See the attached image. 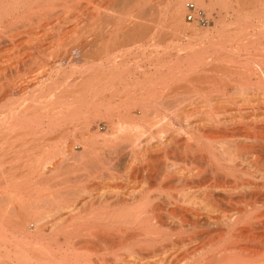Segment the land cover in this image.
Masks as SVG:
<instances>
[{"label":"bare ground","instance_id":"obj_1","mask_svg":"<svg viewBox=\"0 0 264 264\" xmlns=\"http://www.w3.org/2000/svg\"><path fill=\"white\" fill-rule=\"evenodd\" d=\"M130 1L131 0H0V101L1 100L3 101L5 99H8V100L10 99V101H11V98L13 100L12 104L8 105L5 108L6 111H5V115H3L4 117L2 116L3 118H0V152L1 151L4 152V150H5L4 146H8L7 150H9V147L12 148L17 144L16 141H18V143H19V140H21V137L23 139L22 134H25L26 132L19 134V135L17 133L21 132L24 129V127L28 126L29 124H30L29 126H31V125L33 126L34 123H36V125L39 122L41 123V121H39V118H40V120L42 117L46 118L48 120V123H49L48 126L52 128L53 125L55 126L59 122H61V123L66 122L67 118L70 116L72 117L71 119L73 120V118H75V116L79 115V114L76 115V113L79 110L81 111V109L89 106L88 99H90V98H88V97H91L94 100H100V98H104V96L109 95V96H111V98H117L118 97V98H121L122 100H125L126 102H129L130 106L136 105V107H132V108L138 109L139 110L138 112L140 115L137 117L138 112L132 113V111L130 110L128 113L129 118L128 119L125 118V119H127L125 124L122 122V124L118 125V129H117L118 135L115 138V140L117 139L118 141H120L119 143L118 142L116 143L120 147L116 144H114V146H112V148H114L113 152L117 158V159L115 158L114 160H118V162H120L119 158L122 155H123L121 157L122 159L124 156L127 157L128 153L126 155L124 153H126L127 149L129 150V148H131V150H130L131 153H129V155L131 154L130 158L127 159L128 160L127 163L125 162L126 165H125V167L123 166V170L122 169L119 170L117 168V170H116L117 173L115 171L113 173H111L112 172L111 170H110L111 172L109 171L110 173H108V171H104L103 168L98 169L99 168L98 167L97 170L95 171V173H92L91 178L93 179V175H97L96 178L98 176H100V179H101V177L105 178L103 176H107L105 174L108 173V175L109 174L113 175L111 179H112V181H114L113 180L114 177L117 178L119 176V174L123 173L122 176L123 177L125 176L126 177L125 179H129V180L131 179V180H133L132 182H134V180L140 181L142 179V182H143V184H142L143 185V187H142L143 191H142V188H139V189H141V190H139V192L140 191L142 192L140 194H126V195L119 194L116 196H114L112 194L113 196H109V197H104V195L100 196L99 194L94 195V193L92 191L93 189L92 190H91V188L88 189L90 186L86 185L87 187H84V185H83L84 188H81V186H80V188L83 189L82 193L84 195L88 196L87 199L83 202L76 201V202H73L71 204V202L69 200H68V202H66L67 200L64 201V199L61 198L64 194L66 195L67 190H68V193L70 194L69 189H67V187H65V186H63V187H65V189H67V190L65 191L64 188H62L63 190L61 189L62 191H59V192H60V194L61 193H63V194H61L62 196H59L58 192L55 191L56 193L53 194V192L50 189L48 190L46 188L47 185L46 186L43 185L47 189V191H51V193H49V192L46 193L47 192L46 189L43 188L45 190V192L40 194V196L42 195L40 198V196L38 194L44 190H41L42 188L38 189L41 191V192L39 191V193H38L36 186L33 185L34 187H32L31 186L32 184H29L32 188H35V189L30 188L31 193L28 191L29 189L26 191V193L29 192L32 195V197H31V195L29 193H27L29 195V197L34 198L35 197L34 195L37 193H38L37 196H39V197L36 196L39 199H37L35 197V199H33V202H32V200L29 197H27L28 195L23 196L21 194V192H18V190H17V192H18L17 193L16 190H14L15 188L21 190L20 189L21 186H19L20 185L18 183L19 181L17 182L18 183L17 185H15L16 182L13 181V183L15 182L14 185H9L8 191L5 190L7 192V194L3 191L0 192V199L1 198L5 199L6 197H8V196L5 197L4 195H8V192L11 191L9 194V200H8L11 205L9 203L8 204H9L10 208H11V206H12V209L14 208L13 211L16 214L18 213L17 214L18 217L16 219L17 222H15L14 220H11V218H12L10 216V210L11 209L10 208L5 209L4 205H3L4 209H2V205H0V228L3 225L4 226L6 225V227H7V224L8 225L14 224V225L18 226L19 228H22L23 230H25V232L31 231L32 226L34 229H36L40 232L41 229L45 230V227L50 226L51 229L54 231L55 230L58 231V229L63 230L64 231L63 234L65 236H68V237L70 234L74 235L73 232L77 231V233H79V234L76 237L79 239H84L81 242L82 243L85 242L88 250L90 252H92V253L89 252L90 253V254H88L89 256L91 254L96 255L100 252H105L107 254V256H108V254H112L113 257L114 256L117 257L116 260H113V262L115 261V264H149V260L152 259L151 261H153L152 263H154V261H155L154 259L156 257L161 258L163 255L166 256V254H167V257H168V255L170 256L169 259L172 257L171 260L170 261H169V259L165 260L166 259V257H165V259L163 258L165 261L161 260L162 263L158 262L159 264H264V250L263 249H262V251H259V250L253 251L252 249L250 250V248H248V247L246 248L247 245L245 246V248L242 247L243 246L242 243H244V242H246L245 244L249 243V244L253 245V242L257 240L258 244L260 243L259 241H261V243L262 242L264 243V235L263 236L262 235L257 236L259 233L256 234V230H258V229H262L261 231H262V233H264V211L261 210L262 207L264 206V183H263V185L260 184L261 181H264V149H262V148H264V130L261 129L259 131V129L254 128V129H257V131H259V134L258 133L255 134V137H258L257 135H259L258 140H257V138L254 140L255 141L257 140L256 143H257V145H259L260 148L262 147L261 148L262 150L261 149L258 150L259 147L257 149L255 148V149H256V151H263V152H261L262 156L259 155L260 156L259 157L256 154V153L261 154L260 152L254 153L255 149L253 150L252 147H254L253 145L256 143L254 141H253L254 143H250V141H249L250 139L248 138V137H250L249 135L247 137L248 142L250 143V145L251 144H253V145L250 146L248 144L249 145L248 147L252 148L250 151L253 150L252 151L253 153L252 152L248 153L249 152L248 150L250 149L249 148L248 150H246V152L247 151L248 152L247 153L245 152L246 153V155H245L244 152L241 153L242 151H245L244 150L245 145L241 144L239 142L241 140L238 139L239 137L243 138L244 136L242 135L243 137H241L240 134H239V137L235 136V131H234L235 129L234 128L238 127V126H236V125H239L238 121L235 122L236 127L233 125H230L231 123L228 124V122H229L228 120L226 122L223 119H220L219 116H215L213 114L214 111H213V113L211 111H209L205 105L206 104L205 102H204L205 104L203 103L205 106H201L200 109H199L200 106L196 107V108L192 106L194 104V102H193V104L190 103L191 104L190 108L188 107V109L187 108L183 109V107L185 106L186 103H189L190 101H192V99L190 100V97H195L196 94L193 90L194 88L193 89L191 88L193 90V92L190 91V93H188L189 95L188 94H185V95L181 94V93H184V91L181 92L183 89L185 90V92H187V90H189L190 87H192V86L196 87L195 82H197V79H195L193 77L198 75L197 77L199 78L200 77L199 75L201 73L200 74H193V73H196L199 70L198 67H204V66L207 67L208 66V68H209V66H210V68H213L215 65L217 66L218 64H225L226 63L225 65H227L228 63H230V65H231V63H234V64H245L246 68H247V65L251 66V64H253L254 67H259L262 69V71H260L259 73L263 72V73H261L262 75L261 74L260 75L262 77L264 76V71H263L264 70V56L260 57V55H258L261 59L257 60L256 57L254 56L255 50H253L254 53L253 52L250 53L251 50L249 49L250 54L248 52H245V51H247V50H245L244 51L245 55L247 53L249 54L246 56L245 55L243 56L242 52H241V50L243 51V49H245L247 47L249 48L251 45L254 44L253 46L256 45V47H255L256 52H259L261 55L262 54L264 55V0H253V1H255V3L254 2L251 3L252 0H176V3H173L174 6L170 7V10H168V12L170 11V13H168V12L164 13L166 11L165 8H164L165 11L163 12V10L161 8L162 4L159 1L160 5H161V6L159 5L160 11L161 10L162 11L158 12L157 8L154 9V11H152V16H149V17H150V20L153 17L155 18V19L151 20L152 23L154 22L152 24L154 26L153 27L151 26L152 28H150V26H149L150 29H148V31H146V28H144L146 26L148 27V25H146V18L148 15L147 16L145 15L146 18L144 16V14H148V13H144V10H142L143 7L146 5L143 4L144 6L141 8L140 4H142V3H139L138 5H139L140 9H138L137 10L138 12L136 11L137 13H135V14L131 11L133 13L131 16V14H128V13H131V12H129V7L132 6V5H129ZM134 1L135 0L132 1V4ZM137 1L139 2V0H137ZM157 2H158V0H157ZM157 2H156V4H154V7H156L158 5ZM244 2L247 4H249V3L253 4V6H251L249 4V6H251L252 8L247 6V4H245ZM222 3L225 5L228 3H230L232 5L235 4L237 6V8L233 9L234 12L237 14L240 12H243V14H245L244 16L247 17V18L243 17L244 19L248 20V19H252L251 17H253L252 20L255 19V23L254 24L252 23V25H253L252 27H248V29L249 28L254 29V31L252 29L253 33H247L248 30L244 31V32H246V34L240 33V31H239V33H237L238 31H236V33H234V34L232 33L233 34L232 35L231 33L230 34L227 33L228 30L226 32H224V31L222 32L221 30L223 29V27H220V28H222L221 30H220V28L219 29L217 28L216 30L213 29L214 31L217 32L215 35L210 34V32H208L209 31L208 28L211 25H209V23H210L209 22V16L207 14H210V13L212 14V12H210V13L207 12V14H206L205 11H207V10L212 11L214 9V7L217 8V5H221V8L223 9L225 7H224V5H222ZM243 3H244V5L242 6ZM239 5H240V8H242L244 6H247V7H244V10H242L243 9L242 8L241 11L239 12V10H240ZM126 6H129L128 9L125 8ZM136 6H137V2H136L135 7ZM227 6H229V5H227ZM132 7H130V10L135 8V7L134 8H132ZM249 8H251V9L248 11ZM204 9H205V11H204ZM218 9H220V6ZM127 10H128V12H127ZM155 10H157V11H155ZM215 10H217V9H215ZM227 10H228V7H227ZM167 14H169V16L172 18L171 22H172V26L174 27V29L179 30V32H183V33H185V32L188 33L189 31L191 33V31L193 30L192 34L195 35V39H197L199 47L197 49L195 48L196 51L193 54H187L186 55L187 60H185L189 63V69H190V67H192L191 68L192 71H191V69L190 70L188 69L187 73L190 74V75L188 74L189 76H192V74H193L192 79H195V80L187 79V75H186V77L184 76L185 74H182L184 77L181 75L182 78H180L178 76V74L176 75V73H175L176 78L178 80H175V78L173 77L174 80L173 81L170 80V81H172L171 82L172 84H171L167 80L168 78L166 77L167 79L166 78L165 79L168 82L164 81L167 83L165 85V84H163V81L161 80L162 78L161 79L157 78L158 80H156V81L159 82V80H161L162 84L165 85V87L162 85L163 87H161V88H164V89H161V90H163L162 92L165 93L166 97L164 95H163L164 97H160L162 92L160 90L161 94H159V89L157 87L160 86L161 83L159 85H154L155 83H153V85H152L151 81L152 80L155 81V79H153L150 76L144 75L145 73H140V74H142L146 77H150L151 81L150 82L148 81V82L151 85H149V86L147 85L148 87L147 86L144 87V85L142 86L143 80L142 81L139 80L140 81L139 84L141 82H142V84L138 85V83L136 84L135 83L136 81H134V82H132V85H136V86L132 87L130 79H131L132 74H134L136 71L134 72V70L131 69V70H133V73L130 74V72L129 73L127 72V71H129V69H127V68H129V65L131 66L133 63L127 65L128 67H126L125 63H124V65L122 63H120V61L124 60L127 56H125V54H124L123 57H125V58H123L120 55V57H122V58L119 59V57H118L119 53L117 54V52L120 51L119 49H122V48H119L121 46V43H120L121 40L120 39H122L123 37H124V39L126 38L127 40L126 41L124 40L123 43L126 42L125 45L128 44L127 41L129 40L128 37L130 36L129 35L130 32H133V33L130 36L131 39L129 41L132 43L134 42L133 43V44H135L134 46H137L140 50H143L144 52L147 48L150 49V48H152V46L155 47V46L161 45L162 44V37L164 34L163 32L165 31V27L162 26L163 22H165V20L163 22H162V20L164 17H165L164 19H166L165 15H167ZM128 16H130V17H128ZM170 17H169V19H170ZM188 17H191L190 22H192V23H188L186 21L188 19ZM55 19H56V22L54 21ZM68 20L73 21L72 22L73 24L79 22L77 24V26L75 25L76 27H78L81 22L83 23V21H85L84 25L86 28L82 27L81 29L85 30V29H88L87 27L91 26V27H93L92 28L93 30L92 31L90 30L91 32L89 30H87V32H86V30H85V32L80 31L82 33L77 34V36L75 33H73V35L72 34H70V35L71 36L75 35L74 37H72V38L68 37L67 38V34L69 31L66 32V28L68 29V27H67L68 25L66 26V28H65V25H66V23H68L67 22ZM147 20H149V19H147ZM53 21L55 23H53ZM71 21H70V23H71ZM239 21H240V19H239ZM234 22H237V21H234ZM251 22H253V21H251ZM88 23L90 26L88 25ZM228 24H230V23H228ZM245 24H246V22H245ZM190 25H193V26H190ZM221 25L223 26L224 23ZM170 26H171V24H170ZM216 26H217V24H216ZM234 26H235V24H234ZM238 26L240 27V25H238ZM171 28H170V30H172ZM225 28L227 29V26H225ZM225 28H224V30H226ZM243 28L245 29V27H243ZM143 29H145L146 32H144ZM205 29L206 30L208 29V30L206 31ZM241 29L239 28V30H241ZM78 31L75 30V32H78ZM147 32H150L151 34L148 35ZM172 32H173V30H172ZM228 32H231V31H228ZM144 33H147L146 35H148V37L152 35L151 36L152 38L150 37L151 40L143 39V37H145ZM170 35H172V34H170ZM68 36H69V34H68ZM78 36L80 38L82 37L80 40H82L83 37L85 38V36H88V37H86V39H83L85 41V43H84V41L80 42V40H78V38H77ZM125 36H128V37H125ZM132 36H134V38ZM69 38H71L72 40H73V38L77 39L78 42H80L79 45H75L78 43L75 42L74 40H73V42H75V44H73V43L69 44L68 43L69 45H67L66 43L70 42L69 40L67 41V39H69ZM91 38H93L95 40L93 42H96V43H97L96 40H98L99 45L97 47H98V49H100V52H102V53H99L98 52L99 50H93L94 51L93 53L97 52L98 54L102 55V57L99 56L101 59L100 58L97 59V60H101V61H99L100 69H98L99 71L97 70L99 73L97 71L96 72L91 71V70H93L92 68L95 67L93 65L94 64L98 65V64L91 59L94 62V64L91 62L90 65L93 67L90 68L91 66L86 64L87 61H85L86 59H84L85 56L83 57V55H85V53H86L85 51H89V52H90V50L92 51V49L90 48L91 47L90 44L91 43L95 44L92 41L90 42ZM145 38H147V37H145ZM168 39H170V38H168ZM165 41H166V36H165ZM206 42H208V45L205 44ZM123 43H122V46H124ZM71 44H73L77 47L73 46L74 49L68 51V49H70L72 47ZM133 44H132V47H129L130 44L127 45V48L129 47L130 49L129 48L128 49L123 48L126 51L128 50V55H129L131 48H136V47H133ZM172 44H174V42ZM70 45H71V47H70ZM177 45H178V43H177ZM68 46L70 48L66 49V47H68ZM181 46L182 45H180V47ZM185 46H187V45L185 44ZM185 46L184 47L182 46L184 48V51H185ZM97 47H95V48H97ZM154 47L152 49H154ZM160 47H162V46H160ZM165 47H166L165 50L169 49V47L168 48H167V46H165ZM87 48H89V50H87ZM172 49H174V47H172ZM189 49H191V48H189ZM140 50L137 49V51H140ZM163 50H164V47H163ZM261 50H263V52ZM191 51H192V49H191ZM179 54H180V52H179ZM251 55H253V56L251 57ZM140 56H145V55H140ZM154 56H155V54H154ZM179 58H181V57H179ZM126 59H128V58H126ZM147 60H146V62H147ZM148 61H150V60H148ZM126 62H127V60H126ZM157 62H158L157 64H159V61H157ZM82 64H83V66H81ZM193 64H195V65H193ZM234 64H232V66ZM36 65H38V68H37L38 70H36L34 72V71H32L33 69L31 67L36 66ZM162 65H163V63H162ZM168 65L167 64L164 65V66H167L166 71H168V74L165 71L164 72L167 74V76L169 75V78H170V75L175 76L173 73L175 71H172L173 70V69L171 70L172 67L170 68V66L168 67ZM211 66H213V67H211ZM27 67H29V69H27ZM65 67H71V69L66 68L69 71L70 70L71 71L69 73H67ZM252 67H249V68L252 69ZM30 68H31V70H30ZM80 68H82L83 71H80V75H79L78 72H79ZM187 68L188 67H186V69ZM22 69H23V72L21 71ZM34 69H36V68L34 67ZM162 69H163V66L160 70H162ZM202 69H204V68H202ZM202 69H200V72ZM228 69H229V66H228ZM253 69H252V72H253ZM139 70H141V69H139ZM215 70H217V69H215ZM218 70H219V68H218ZM180 71H182V73L185 72V71L183 72V70H181V68H180V70H178L176 72L178 73ZM202 71L204 72V70H202ZM255 71H256V68H255ZM21 72L24 73L23 74L24 76L20 75ZM156 72H157V68H156ZM76 73H78L77 75H79V77L76 75ZM96 73H98V74H96ZM198 73H199V71H198ZM226 73L228 74V72H226ZM235 73H236V71H235ZM245 73H246V70H245ZM155 74H157L158 77L160 75L159 72L155 73ZM204 74H205V72H204ZM163 75L165 76L164 73H163ZM207 75H209L208 72H206V76ZM248 75H250V73ZM206 76H202V77L205 78ZM230 76H231V74H230ZM23 77L25 79H24V81L23 80L22 81H23V84H25V85H20V83H18L19 82L18 79L23 78ZM62 77H64V78L67 77V81L64 80ZM61 78L66 83H63V81H62L60 86L56 85L57 81L60 80ZM68 78H69V80H68ZM50 79L52 80L51 82H49ZM262 79H264V78H262ZM146 80H149V79L147 78ZM184 80H187L186 84H183ZM220 80H218V81H220ZM198 81H199V79H198ZM247 81H249V80H247ZM187 83H189V85ZM215 83H216V81H215ZM33 84H36V85L38 84L37 86L39 88L36 87V89L38 88L36 91L33 88L34 90L33 89L32 90L34 92L32 93V91L30 92V89H31ZM45 84L47 85V87L45 86ZM144 84H146V82H144ZM156 84H158V83H156ZM196 84H198V83H196ZM259 85H260V83H259ZM241 86L243 87V85H241ZM201 87L202 86H200V88ZM211 87H213V86H211ZM185 88H187V89H185ZM239 89L242 90L243 88H238V92L240 91ZM166 90L167 91L171 90L173 92V94L168 92L169 94H171L172 97L175 96V98H176V95L181 94L182 96L188 95L189 97L188 96H186V97H188L189 99H187V98L184 99V97H182L183 99L182 98L181 99L184 100L185 102H183L180 99V100H177V103L175 102V100H176L175 99L173 101L177 105L175 106V103H173L174 105L172 107H170L172 103L171 104H169L170 102L167 103L169 100L171 101V99H169L170 96H167L168 93L166 94ZM201 90H202V88H201ZM201 90L199 92H201ZM204 90H202L203 92H201V93H204V94L206 93V95H207V92H204ZM215 91H213V92H215ZM192 93H194L195 95L191 96ZM196 93L201 94V93H198V91ZM240 93H241V91H240ZM201 95H199V96H201ZM196 96H198V95H196ZM210 96H208L207 101H210V100H208L210 98ZM164 98L168 99V100H164L167 103V104L165 103L166 105L163 103ZM93 99H91V100L93 101ZM193 99H195L193 101H197L196 97ZM106 100L108 101V98H106ZM212 100H213V98H212ZM178 101H181L182 103L181 102L178 103ZM96 102H98V101H96ZM102 102H104V101H102ZM102 102H101V104H102ZM200 102H203V100ZM218 102H219V100H218ZM210 103H211V101H210ZM210 103L207 102V105ZM168 104H169V107H168ZM183 104H184V106H183ZM122 105L124 106L125 103L124 104L122 103ZM113 106H114V104H113ZM123 106H122V108H123ZM185 107H187V106H185ZM109 108H106V109L108 110ZM110 109H112V107ZM116 109H117V107H116ZM212 109H214V108H212ZM216 110H215V112H216ZM133 111H135V110H133ZM199 113L201 115L204 114L203 115L204 118L200 117V118H203V120L202 119L200 120L198 118L197 121H194L192 118H195L194 116H196V115H197V117H199L200 116ZM72 114L75 116H73ZM217 114H218V112H217ZM121 118H122V116H121ZM233 118H235V117H233ZM250 118H252L251 119L252 121H258L254 117H250ZM235 119H237V118H235ZM257 119H260V118H257ZM262 119H264V118H262ZM37 121H39V122H37ZM261 121H263V123H264V120H261ZM70 122H72V121H70ZM181 122H183V124ZM243 122H244V120H243ZM180 123L182 125H180ZM235 123H234V121L232 122V124H235ZM240 123L242 124V122H240ZM253 123L254 122H251L249 124L251 125ZM259 123L263 125L262 122H259ZM39 124H38V126L41 127V124L40 125ZM241 124H240V126L243 127L244 124L243 125H241ZM256 124H255V126H258ZM60 125H62V124L59 123V125H57V126H60ZM250 125H248V126L251 127ZM253 125H252V128L254 127ZM231 126L234 127L233 128L234 130H232ZM248 126H247V128H244V130L248 129ZM27 128H29V127H27ZM30 130H29V132H30ZM32 130H31V132H32ZM88 130H90V129H88ZM240 130H241V128H240ZM251 130L254 131L253 129H251ZM246 131H248V130H246ZM239 132H241V134L243 133V131L238 130V133ZM255 132H256V130H255ZM154 133L155 134L156 133L161 134L162 138H164V139H160V140H164V142H161V144H158V146L157 145L153 146L155 144V142L152 141L153 138L156 137L158 134L155 136H151L149 138V135L150 134L154 135ZM247 133L248 132H246V134H245V132H244V135H247ZM33 134H35V133H33ZM92 134H94V133H92ZM109 135H111V134H109ZM28 136L31 137L30 135H28ZM177 136H186L187 138H185V140L182 141L183 143L182 142L181 143L180 142L175 143V140L180 138V137L178 138ZM196 136L198 138H195ZM24 137H27V136H24ZM108 137H110V136H108ZM236 137H238L237 138L238 141L236 140L235 142H237V143L236 144L233 143L235 145V146H233V144H230V143ZM156 138H161V137H156ZM97 139H99V138H97ZM111 139H113V138H111ZM182 139H179V140H182ZM229 139H231V140L228 141ZM252 139H251V141H252ZM145 140H146V144L143 145L144 144L143 142ZM246 140L247 139L243 138L242 142L243 141L245 142ZM111 142H108V144L109 143L111 144ZM153 142H154V144H153ZM228 142H230V143H228ZM102 143H104V142H102ZM246 143L247 142H245L244 144H246ZM229 144L232 145L233 147L229 146ZM64 145H66V144H64ZM91 145H93V144H91ZM160 146H165L168 149L166 148L167 150L162 152V157H159V155L152 157V155H154L155 153H160L162 151V150H160L161 148L158 149ZM242 146H244V148H242ZM94 147H96V146H94ZM15 148L10 149V151L15 150ZM82 148H83V154L80 155L83 158L81 160H84V161H82V164H83V166L85 164L86 167H91L94 162L96 163V161H94V160H98L99 158L98 157H96L98 159L93 158V161H94L93 162L91 159H89V158H92L95 156V154L93 155V152H92L93 150L87 148L86 146H84ZM120 148H122V149H120ZM239 148L243 149V150L239 151L238 150ZM67 149L68 148L66 147V151L64 150L65 152H62V156H64L63 153H65V155L68 158L70 157L69 159L67 158L68 160H70L71 158H75L76 157L75 149L72 147L69 148L68 150ZM168 150H170V151H168ZM94 152H96V151H94ZM31 153L32 152H30L29 154H31ZM50 153L51 152H48V156L46 153H45V155L47 157H49ZM112 153L110 152V156ZM4 154H6V153H4ZM52 155H53V153H52ZM91 155H92V157H91ZM148 155H150V156H148ZM2 156H4V155H2ZM2 156L0 153V157H2ZM59 156H60V154H59ZM66 156H65V158L63 157V161H61V162H66V161H64L66 159ZM12 157H13V155H12ZM32 158H33V156H32ZM43 158H45V157H43ZM43 158H42V160H43ZM50 158H51V155H50ZM171 158L174 160L172 161ZM24 159H26V158H24ZM51 159H52L51 161H53V158H51ZM55 159L57 160V157ZM162 159H164L165 161H163ZM1 160H2V158H1ZM49 160H45V162L46 161L48 162ZM77 160H79V159H77ZM100 160H102V159L100 158ZM100 160L98 161L99 163H101ZM35 162H36V160H35ZM45 162L43 161V163H41V164L35 163L38 166L31 163L32 165H35V167H34L35 169H33L34 170L33 174H35V176L37 175L38 177L37 176L36 177L38 179L41 178V183H42V177L44 175L45 176H46V174L50 175V174L54 173V171L56 173V170L62 171V169H59V168H61V166L64 164V163L63 164L61 163L62 165H60V164L56 163V164H54L53 168L51 169L48 167V165H53L52 163H54V162H52V163H50V162L45 163ZM111 163L113 166L116 167L115 164H117V163H115V161H114L115 164L113 162H111ZM0 164H1V162H0ZM93 165H95V164H93ZM98 165H100V164H98ZM120 165H121V163H120ZM71 166H70V168H71ZM100 166H102V165H100ZM105 166H106V164H105ZM107 166L109 167V165H107ZM27 167H29V166H27ZM74 167H76V166H74ZM102 167H104V166H102ZM106 167H104V168H106ZM112 167H110V169L114 170ZM0 168H2V166ZM121 168H122V165H121ZM24 169H26V168H24ZM78 169H80V168H78ZM92 169L94 170L95 168L93 167ZM92 169H90V170H92ZM88 170L89 169L87 168V172H88ZM61 171L60 172L58 171V173L60 174ZM84 171H86V170H84ZM4 172H5V170H4ZM11 172H13V171H11ZM28 172H30V171H28ZM69 172H71V171L69 170ZM75 172H77V171H75ZM5 175L6 174H4V176ZM49 175L47 177H49ZM88 175L90 176V173ZM88 175H86V177H88ZM122 176H119V178H122ZM5 177L7 178L8 176H5ZM139 177H141L140 180H139ZM85 178L83 179V181L85 180ZM107 178H108V176H107ZM13 179H15V178H13ZM66 179H67V177H66ZM92 179H91V181H92ZM125 179L123 178V180L125 181L124 183L127 182ZM86 180L85 181L88 182L87 178H86ZM53 181H54V179H53ZM68 181L70 183L71 180H68ZM138 181H137V183H138ZM257 181H259L260 185L257 183ZM29 182H30V180H29ZM100 182H101V180H100ZM142 182H139V183H142ZM25 183H28V181L27 182L25 181ZM129 183H131V181ZM33 184H35V183H33ZM50 184H48V186ZM26 185L29 187L28 184H26ZM103 185H105V184H103ZM139 185L140 184H138L137 186L139 187ZM16 186L17 187L19 186V188H17ZM72 186H74V184ZM77 186H75V188ZM23 187L26 188V186H23ZM38 187H42V186L39 185ZM57 187H59V186H57ZM78 187H77V190H78ZM1 188H3V187H1ZM51 189H53V188H51ZM59 189L60 188H58L57 191ZM24 190H26V189H24ZM32 190H34V191L36 190L37 193H36V191H35V193H33L34 191H32ZM70 190H71V188H70ZM132 190H134V189H132ZM63 191H65V193ZM68 193H67V195H68ZM79 193H80V190H79ZM106 194H105V196H106ZM65 195H64V197H66ZM58 196H59V198L62 199L63 202L62 201L60 202V200H58ZM73 197H76L75 193H74ZM77 197H78V195H77ZM77 197H76V199H77ZM10 198H12V199H10ZM71 198H72V196H71ZM34 200L35 201L38 200V202H40V204H42V206L44 203L45 204L44 206H46L47 208L43 206L44 207V209H43L42 206H39L40 210H36V208L39 204L36 201V203H37L36 204L37 206H36L34 204L35 203ZM80 200H81V198H80ZM33 204H34L33 208L36 207L34 209L35 211H33L32 207H31ZM16 207L19 209H17ZM28 207L29 208L31 207V208L29 209ZM27 208L31 212V216H30L31 218L28 217L30 213L28 214ZM24 211L28 215L25 214ZM21 212L24 214H21ZM22 215H24V216L26 215L27 218H29L30 220L28 219V221H27L26 220L27 218L26 219L23 218V220L25 219L27 221L23 224L22 223L23 220L21 218ZM168 222H171L173 224V226L170 225ZM28 223H32L33 225L30 224L28 227ZM22 229H20V230H22ZM116 229H117V232L114 233V231ZM112 230H114V231H112ZM0 232H1V230H0ZM2 232H4V231H2ZM111 232H113V233H111ZM17 233H20V231ZM77 233H76V235H77ZM2 236H4V235L2 234ZM11 236H13V235H11ZM205 236L207 238H205ZM26 237H28V236H26ZM201 237H203L205 239V240L202 239L205 245L201 242H198V241H202V240H198L199 238L201 239ZM206 239L211 240V241H209L211 246L210 245L208 246V248L210 247V250L208 249L209 251L207 253H205V251H207V249H206L207 247L205 248L206 250L204 249V247L206 246V243H207ZM258 239H260V240H258ZM173 241H175L176 243H178L177 241H179V243L182 245V247L179 246L180 251L183 250L182 252H178L179 250L177 251L174 249L175 251L178 252L177 254H175L176 253L175 251H174L175 253L172 252V249L170 248L171 249L170 254L174 253L175 255H178V257H176L175 255L171 256L169 254L170 249L166 250V247H167L166 245H169V243L171 244ZM205 241H206V243H205ZM199 243L203 244L202 245L203 248L201 250L198 248V246H193V244H199ZM240 243H241V245H240ZM261 243H260V245H261ZM37 244L39 245L40 243H37ZM258 244H256V245H258ZM34 245H36V244H34ZM68 245H70V244L68 243ZM126 245H130V246L132 245V247L128 246L129 248L127 247V250L128 249L129 250L128 251L124 250V249H126V248H124ZM27 246L29 248V245H27ZM189 246L191 248L192 247H195V248L197 247V248L195 250L192 249V252H189L188 251V249H190ZM248 246H251V245H248ZM75 247H76V245H75ZM168 247L173 248V247H178V246H168ZM84 249H82L83 253H84ZM121 249H123V250H121ZM46 250H47V248H46ZM48 250H47V252H49ZM85 250L87 251V249H85ZM123 251H127V252H123ZM47 252H45V253H47ZM183 252H185V254H184L185 256L179 257V253L181 254ZM67 253H69V252H67ZM48 254L49 253L45 254V256L47 257ZM78 255L79 254H77V256ZM101 255H104V254L102 253ZM112 255H110V256H112ZM181 255H183V254H181ZM173 256H175V257H173ZM46 257H45V259L41 260L42 261L41 264L49 263V261H48L49 257L48 258H46ZM102 259H103V257H102ZM36 262H37V260H36ZM61 262H63V261H61ZM88 262H89V264H94V262H92L91 260ZM88 262H86V263H88ZM38 263H39V260H38ZM103 264H105V262ZM155 264H156V262H155Z\"/></svg>","mask_w":264,"mask_h":264},{"label":"rangeland","instance_id":"obj_2","mask_svg":"<svg viewBox=\"0 0 264 264\" xmlns=\"http://www.w3.org/2000/svg\"><path fill=\"white\" fill-rule=\"evenodd\" d=\"M132 1L133 0H131L130 1V3H129V5H132V6H130V7H132V8H134L135 7V5H136V2H137V6L134 8V9H131L130 10V7L129 6H126L125 8L126 9H128V7H129V12H133L134 14L135 13H137L138 11V9H140L139 8V3H142V4H140L141 5V8L144 6V5H146V6H144L143 7V9L142 10H144V13H148V14H144V16L146 15H148L147 16V18H146V16H145V18H146V25H148V27L146 26V27H144V28H146V31H148V29H150V28H152L154 25H152L153 23H152V19H155L154 17L153 18H151V20H150V17L149 16H152V11H154V9H156L157 8V10H158V12L160 11V2H161V4H162V6H161V8H162V10H163V12L164 13H167L168 12V10H170V7H173L174 5H173V3H176V0H158V2H157V0H139V2L137 1V0H135L134 2H133V4H132ZM160 1V2H159ZM156 2L158 3V5L156 6V7H154V4H156ZM164 2V3H163ZM167 4H166V3ZM169 2V3H168ZM255 3V1H253L252 0V2L251 3ZM225 3V2H224ZM245 3V2H244ZM244 3L242 4V6L244 5ZM249 3V2H248ZM251 3H249L251 6H253V4H251ZM144 4V5H143ZM245 4H247V3H245ZM249 4H247V6H249ZM151 5V6H150ZM160 5V6H159ZM222 5H224V7L225 8H221V5H217V8L216 7H214V9L211 11V10H207V11H205V9H204V11H205V13L207 14V12L208 13H210V12H212V14L210 13V14H207L208 16H209V25H211L208 29H209V31L208 32H210V34H213V35H215L217 32L216 31H214V30H216L217 28L219 29L220 27H223V29L222 28H220V30L223 32H226L227 30L228 31H231V32H228L227 31V33H236V31H238L237 33H239V31H240V33H245L246 34V32H244V31H247V33H253V31H254V29H253V31H252V29L251 28H249L248 29V27H252L253 25H252V23L254 24L255 23V19L254 20H252L253 19V17H251L252 19H244V18H247L246 16H244L245 14H243V12H240L241 11V9L242 10H244V7H247V6H244V7H242V8H240V5H239V8H240V10H239V12L240 13H235L234 12V10L233 9H235V8H237V6L234 4V5H232V4H230V3H228V4H223L222 3ZM227 5H229V6H227ZM231 5V6H230ZM148 6V7H147ZM216 6V5H215ZM219 6H220V9H218L219 8ZM233 6V7H232ZM251 6H249V7H251ZM154 7V8H153ZM227 7H228V10H227ZM231 7V8H230ZM153 8V9H152ZM159 8V9H158ZM164 8H165V10H164ZM252 8V7H251ZM251 8H249L248 9V11L251 9ZM208 9V8H207ZM215 9H217V10H215ZM230 9V10H229ZM157 10H155V11H157ZM161 10V11H162ZM216 12H215V11ZM246 10V9H245ZM137 11V12H136ZM160 11V12H161ZM127 12H128V10H127ZM128 13V14H131V16H132V14L133 13ZM221 12V13H220ZM227 12V13H226ZM150 13V14H149ZM168 13H170V11L168 12ZM218 14V15H217ZM127 16V15H126ZM166 16V19H164L163 17V20H162V22L165 20V22H163V27H165V31L163 32L164 34H163V37H162V44L161 45H159V46H152V48L154 47V49H152V48H147L146 50H145V52L143 51V50H140L137 46H134L135 44H133L132 42H130L129 40L131 39L130 38V36L132 35V33L133 32H130V36L128 37V36H125V37H128L129 38V42L127 41V43L128 44H130L129 45V47H132V44H133V47H136V48H131V50H130V52H129V55H128V50L126 51V50H124L123 48H127V45H125L126 44V42L125 43H123V41L125 40H127L126 38L124 39V37L122 38V39H120L121 41H120V43H121V46L119 47V48H122V49H119L120 51H118L117 52V54H118V57H119V59L120 58H122L123 57V55L125 54V56H127L126 58H128V59H126L125 57H123V58H125L124 60H122V61H120V63H122L123 65H124V63H125V65H126V67H128L127 65H129V64H132L131 66L129 65V68H127V69H129V71H127L128 73L130 72V74H132L133 73V70H134V74H132V76H131V79H130V82H131V85H132V82H134V81H136L135 83L137 84L138 83V85H140V84H142V82L139 84V82L140 81H142L143 80V84H142V86L144 85V87L145 86H149V85H151L149 82L151 81L150 79V77H152L153 79H155V81L154 80H152L151 81V83H152V85H153V83H155L154 85H159L160 83V86H158L157 88L159 89V94H161V92L163 91V90H161V89H164V88H161V87H165V85L167 84L166 82H172L173 80H174V78H175V80H178L177 78H176V75L178 74V76L180 77V78H182L181 77V75L182 74H185L184 76L186 77V75H187V79H190V80H195V79H197V82H195V86L196 87H194V86H192V87H190L189 88V90H187V92H185V90L183 89L181 92H183L184 91V93H181V94H188V93H190V91L191 92H193V90H194V92H195V94L196 95H201V96H196L194 93H192L191 94V96L192 95H195V97H196V100L197 101H193V100H195V99H193V98H195V97H190V100L192 99V101H190L189 103H186L185 104V106H187V107H185L184 106V104H183V109L184 108H187L188 109V107L190 108L191 106V104L190 103H192L193 104V102H194V104L196 105H192L193 107H199V109L201 108V106H205L206 105V107L208 108V110L209 111H211L212 113H213V111H214V115L215 116H219V118L220 119H223L224 121H226L227 122V120L229 121L228 122V124H230V125H233V126H235L236 125V121H238V123H239V125H236V126H238L237 128H234V127H232L231 126V128H232V130H234L235 131V136H238L239 137V134L241 135V137H243V138H245V139H247L245 142H247L246 144H244L245 142L243 141L242 142V139L243 138H238V137H236L234 140H232V142L230 143V142H228V143H230V144H233V143H237V142H235L236 140H237V138L239 139V140H241V141H239L241 144H243V145H245V148H244V146H242V148H244V150L245 151H242L243 149H238L239 151H242L241 153H245L246 152V150H248L249 148V152L248 153H250V152H252L255 148L257 149L258 147H259V145H257V143H256V141L258 140V138H259V135H257L258 137H255V134H259V131L261 130V129H263L264 130V123H263V121H261V120H264V119H262V118H264L263 116H264V79H262V78H264V76L262 77L261 75V73H263V72H261V73H259L260 71H262V69L261 68H259V67H254L253 66V64H251V66L250 65H247V68H246V65L245 64H234V63H231V65H230V63H228L227 65L229 66V69H228V66L227 65H225V64H218L217 66L215 65L214 67L213 66H211V67H213V68H210V66H209V68H208V66L206 67V66H204V67H198L199 68V73H198V71L196 72V73H193V74H200L199 76V78L197 77L198 75H194L195 77H193V78H195V79H192V76H193V74H192V76H189L190 74L189 73H187L188 71V69H189V63L187 62V61H185V60H187L186 59V55L187 54H193L195 51H196V49L199 47V45H198V41H197V39H195V35L194 34H192V31H191V33H190V31L188 32V33H183V32H179V30H176V29H174V27L172 26V22H171V17L169 16V14H167V15H165ZM128 17H130V16H128ZM169 17H170V19H169ZM234 17V18H233ZM244 17V18H243ZM238 18V19H237ZM147 19H149V20H147ZM190 19H191V17H188V19L186 20L188 23H192V22H190ZM239 19H240V21H239ZM247 20V21H246ZM55 22H56V19L54 20ZM53 21V23H55ZM70 21L71 20H68L67 22L69 23H66V25H65V28H66V26L68 27V29L66 28V32H68V34H69V36H68V34H67V38L68 37H74V36H71L70 34H72L73 35V33H75L76 34V36H77V34H80V33H82L83 31L85 32V30H86V32H87V30H93L92 28L93 27H91L90 25H89V23H88V25L90 26V27H87L88 29H81L82 27H85V21H83V23L81 22L80 24H79V26L78 27H76L77 26V24L79 23H72L73 21H71V23H70ZM82 21V20H81ZM154 21V20H153ZM234 21H237V22H234ZM242 21V22H241ZM251 21H253V22H251ZM148 22V23H147ZM171 24V26H170V24ZM222 22V23H221ZM245 22H246V24H245ZM87 23V22H86ZM166 23V24H165ZM224 23V25L222 26L221 24H223ZM228 23H230V24H228ZM238 23V24H237ZM243 23V24H242ZM150 24V25H149ZM165 24V25H164ZM216 24H217V26H216ZM220 26H219V25ZM226 24V25H225ZM234 24H235V26H234ZM76 25V26H75ZM84 25V26H83ZM168 25V26H167ZM238 25H240V27L238 26ZM87 26V25H86ZM149 26H150V28H149ZM152 26V27H151ZM190 26H193V25H190ZM215 26V27H214ZM225 26H227V29L225 28ZM172 27V28H171ZM230 27V28H229ZM233 27V28H232ZM243 27H245V29L243 28ZM247 27V28H246ZM86 28V27H85ZM91 28V29H90ZM168 28V29H167ZM170 28L173 30V32H172V30H170ZM207 28V27H206ZM212 28V29H211ZM224 28L226 29V30H224ZM238 28V29H237ZM239 28L241 29V30H239ZM81 29V30H80ZM207 29V30H208ZM214 29V30H213ZM75 30H79L78 32H75ZM144 30V32H146L145 31V29H143ZM206 30V29H205ZM206 30V31H207ZM213 30V31H212ZM250 30V31H249ZM80 31H82V32H80ZM88 31V32H89ZM90 31V32H91ZM151 31V30H150ZM243 31V32H242ZM252 31V32H251ZM71 32V33H70ZM170 32V33H169ZM148 33V35H150L151 33L150 32H147ZM147 33H144V35H145V37H147V38H145V37H143V39H147V40H151V36H149L148 37V35H146ZM181 33V34H180ZM170 34H172V35H170ZM183 34V35H182ZM232 34V35H233ZM88 35V34H87ZM175 35V36H174ZM178 35V36H177ZM185 35V36H184ZM165 36H166V41H165ZM168 36V37H167ZM173 36V37H172ZM86 37H88V36H85V38L83 37V39H86ZM133 38H134V36H132ZM151 37V38H150ZM177 37V38H176ZM71 38H69V39H67V41L69 40L70 42H67L66 44L67 45H69L70 43H73V44H75V42H77L78 44H75V45H79V43L80 42H83L84 40L82 39V40H80L81 38L78 36L77 38H78V40H80V42H78V40L77 39H74L73 38V40L75 41V42H73V40L71 39ZM76 38V37H75ZM150 38V39H149ZM168 38H170V39H168ZM71 39V40H70ZM93 38H91V40H90V42L92 41H95L94 39L92 40ZM168 39V40H167ZM194 39V40H193ZM77 40V41H76ZM178 40V41H177ZM97 41V43L96 42H93V43H95V44H90L91 45V49H92V51L90 50V52L89 51H85L86 53H85V55H83V57L85 56V58L84 59H86L85 61H87V65H90L91 64V62L94 64V62H96L98 65H93V66H95L94 68H92L93 66H91L90 68H92L93 70H91L92 72H96L98 69H100V67H99V61H101V60H97V59H99L100 57L99 56H101L102 57V55L101 54H98L97 52H95V53H93L94 51L93 50H99L98 52L99 53H102V52H100V49H98V45H99V42H98V40H96ZM133 41V40H132ZM171 41V42H170ZM189 41V42H188ZM174 42V44L176 45H174V44H172ZM69 43V44H68ZM84 43H85V41H84ZM122 43H123V45L125 46H122ZM177 43H178V45H177ZM181 43V44H180ZM73 44H71L72 45V47H71V45H70V47L72 48H70L69 46L68 47H66V49H68V48H70V49H68V51L69 50H73L74 48H73V46L74 47H77V46H75V45H73ZM185 44L187 45V46H185ZM194 44V45H193ZM198 46H197V45ZM206 45H208V42H206L205 43ZM120 45V44H119ZM180 45H182L183 47L185 46V51H184V48L181 46L180 47ZM254 45V44H253ZM253 45H251L249 48L247 47V48H245V49H243V51L241 50V52H242V55L244 56L245 55V52H250V50H251V52L250 53H252L253 52V50H255V54H254V56L256 57V59L257 60H259V59H261L260 57H262V56H264L263 54L261 55L259 52H256V45L255 46H253ZM160 46H162V47H160ZM165 46H167V48L169 47V49H166L165 50ZM194 46V47H193ZM93 47V48H92ZM95 47H97V48H95ZM128 47V48H129ZM163 47H164V50H163ZM172 47H174V49H172ZM180 47V48H179ZM188 47V48H187ZM193 47V48H192ZM127 48V49H128ZM156 48V49H155ZM158 48V49H157ZM178 48V49H177ZM183 48V49H182ZM189 48H191L192 49V51H191V49H189ZM196 48V49H195ZM254 48V49H253ZM130 49V48H129ZM137 49L138 50H140V51H137ZM162 49V50H161ZM195 49V50H194ZM250 49V50H249ZM87 50H89V48H87ZM176 50V51H175ZM178 50V51H177ZM190 50V51H189ZM245 50H247V51H245ZM249 50V51H248ZM127 53H126V52ZM142 51V52H141ZM155 51V52H154ZM166 51V52H165ZM182 51V52H181ZM245 51V52H244ZM259 51V50H258ZM262 52H263V50H261ZM125 52V53H124ZM151 52V53H150ZM179 52H180V54H179ZM186 52V53H185ZM189 52V53H188ZM192 52V53H191ZM70 53V52H69ZM97 53V54H96ZM121 53V54H120ZM123 53V54H122ZM144 53V54H143ZM246 54V55H249V54ZM254 53V52H253ZM84 54V53H83ZM134 54V55H133ZM153 54V55H152ZM154 54H155V56H154ZM157 54V55H156ZM162 54V55H161ZM70 55V54H69ZM96 55V56H95ZM120 55L122 56V57H120ZM136 55V56H135ZM139 55V56H138ZM140 55H145V56H140ZM151 55V56H150ZM161 55V56H160ZM183 55V56H182ZM245 55V56H246ZM258 55H260V57L258 56ZM87 56V57H86ZM90 56V57H89ZM130 56V57H129ZM253 55H251V57H252ZM97 57V58H96ZM150 57V58H149ZM155 57V58H154ZM179 57H181V58H179ZM90 58V59H89ZM96 58V59H95ZM142 58V59H141ZM146 58V59H145ZM157 58V59H156ZM179 60H178V59ZM89 59V60H88ZM94 61H92V60ZM101 59V58H100ZM136 59V60H135ZM139 59V60H138ZM150 60V61H148V60ZM152 59V60H151ZM83 60V59H82ZM126 60H127V62H126ZM134 60V61H133ZM146 60H147V62H146ZM156 60V61H155ZM132 61V62H131ZM136 61V62H135ZM143 61V62H142ZM156 63H155V62ZM157 61H159V64H157L158 62ZM176 61V62H175ZM179 63H178V62ZM90 62V63H89ZM130 62V63H129ZM142 62V63H141ZM151 62V63H150ZM128 63V64H127ZM145 63V64H144ZM162 63H163V65H162ZM170 63V64H169ZM137 64V65H136ZM168 65V67L170 66V68H171V70L172 71H175V72H173L174 73V75H175V73H176V75L175 76H173V75H170V78H169V75L167 76V74H168V71H166L167 70V66H164V65ZM177 64V65H176ZM181 64V65H180ZM232 64H234L233 66H232ZM179 65V66H178ZM193 65H195V64H193ZM222 65V66H221ZM225 65V66H224ZM241 65V66H240ZM81 66H83V64L81 65ZM160 66V67H159ZM162 66H163V69L162 70H160L161 68H162ZM191 66V65H190ZM252 67V69H253V72H252V69L251 68H249V67ZM34 67L36 68V69H34ZM80 67V66H79ZM151 67V68H150ZM153 67V68H152ZM165 67V68H164ZM179 67V68H178ZM186 67H188L187 69H186ZM219 68V70H218V68ZM221 67V68H220ZM223 67V68H222ZM227 67V68H226ZM33 70L32 71H36V70H38L37 68H38V65H36V66H33V67H31ZM31 68H30V70H31ZM66 68H68V69H71V67H65V69ZM156 68H157V72H156ZM159 68V69H158ZM178 68V69H177ZM180 68H181V70H183V72L184 73H182V71H180V72H176V71H178V70H180ZM184 68V69H183ZM192 67H190V69H191ZM202 68H204V69H202ZM206 68V69H205ZM208 68V69H207ZM217 69V70H215V69ZM249 68V69H248ZM255 68H256V71H255ZM27 69H29V67H27ZM68 69H66V72L67 73H69L70 71L68 70ZM126 69V68H125ZM131 69H133V70H131ZM139 69H141V70H139ZM144 69V70H143ZM189 69V70H190ZM200 69H202V70H204V72H205V74H204V72L201 70V72H200ZM243 69V70H242ZM248 69V70H247ZM154 70V71H153ZM207 70V71H206ZM212 70V71H211ZM241 70V71H240ZM245 70H246V73H245ZM259 70V71H258ZM22 72H23V69L21 70ZM29 71V70H28ZM80 71H83V69L82 68H80L79 69V75H80ZM99 71V70H98ZM97 71V72H98ZM167 73H165V72ZM191 71H192V69H191ZM230 71V72H229ZM235 71H236V73H235ZM250 73V75H248L249 73ZM264 71V70H263ZM20 73V75L21 76H24L23 74L24 73ZM138 72V73H137ZM147 72V73H146ZM159 72V74L161 75H159V77L157 76V74H155V73H158ZM206 72H208L209 73V75H207L206 76ZM226 72H228V74L226 73ZM243 72V73H242ZM78 73H76V75L78 74ZM99 73V72H98ZM98 73H96V74H98ZM140 73H145L144 75H147V76H150V77H146V76H144V75H142V74H140ZM150 73V74H149ZM153 73V74H152ZM163 73L165 74V76L163 75ZM180 73V74H179ZM155 74V75H154ZM189 74V75H188ZM220 74V75H219ZM225 74V75H224ZM230 74H231V76H230ZM234 74V75H233ZM237 74V75H236ZM244 74V75H243ZM261 74V75H260ZM79 75H77L78 77H79ZM134 75V76H133ZM153 75V76H152ZM219 75V76H218ZM248 75V76H247ZM260 75V76H259ZM76 76V77H77ZM172 76V77H171ZM183 76V75H182ZM183 76V77H184ZM189 76V77H188ZM202 76H206L205 78H203ZM217 76V77H216ZM250 76V77H249ZM136 79H135V78ZM155 77V78H154ZM168 79H167V78ZM174 77V78H173ZM178 77V78H179ZM197 77V78H196ZM238 77V78H237ZM64 80H66L67 81V77H62ZM62 78L60 79V80H58L57 81V83H56V85H59L60 86V84H61V82L63 81V83H66L64 80H62ZM149 79V80H146V79ZM161 79L162 81H163V84H165V85H163L162 84V82H161V80H159V82L158 81H156V80H158V79ZM164 78V79H163ZM168 80H166V79ZM173 78V79H172ZM207 78V79H206ZM213 78V79H212ZM217 78V79H216ZM221 80H220V79ZM223 78V79H222ZM231 78V79H230ZM248 78V79H247ZM255 78V79H254ZM259 78V79H258ZM24 77L23 78H20V79H18V83H20V85H25V84H23V81H24ZM53 79V78H52ZM78 79V78H77ZM135 79V80H134ZM198 79H199V81H198ZM201 79V80H200ZM228 79V80H227ZM242 79V80H241ZM23 80V81H22ZM68 80H69V78H68ZM140 80V81H139ZM170 80H172V81H170ZM218 80H220V81H218ZM247 80H249V81H247ZM52 80L50 79V81L49 82H51ZM149 81V82H148ZM164 81H166V82H164ZM202 81V82H201ZM215 81H216V83H215ZM240 81V82H239ZM22 82V83H21ZM144 82H146V84H144ZM186 82H187V80H184V82H183V84H186ZM207 82V83H206ZM148 83V84H147ZM156 83H158V84H156ZM196 83H198L200 86H202L201 88H202V90H204V92H207V95L208 96H210V98L208 99V100H210L211 101V103H210V101H207V98H208V96L206 95V93L204 94V93H201V92H203L202 90H201V88H200V86L198 85V84H196ZM204 83V84H203ZM241 83V84H240ZM249 83V84H248ZM259 83H260V85H259ZM172 84V83H171ZM188 85H189V83H187ZM207 86H206V85ZM213 84V85H212ZM223 84V85H222ZM235 86H234V85ZM38 85V84H37ZM36 84H33L32 85V87H31V89H30V92L32 91V93L34 92L33 90L35 89V91L39 88L38 86H37ZM44 85V84H43ZM42 85V86H43ZM163 85V86H162ZM241 85H243V87L241 86ZM45 86L47 87V85L45 84ZM135 87L136 85H132V87ZM147 86V87H148ZM211 86H213V87H211ZM240 86V87H239ZM36 87H38L37 89H36ZM160 87V88H159ZM198 87V88H197ZM263 87V88H262ZM34 88V89H33ZM193 90H192V89ZM238 88H243L242 90H240L241 91V93H240V91L238 92ZM257 88V89H256ZM262 88V89H261ZM33 89V90H32ZM185 89H187V88H185ZM217 89V90H216ZM236 89V90H235ZM160 90H161V92H160ZM198 91V93H201V94H197L196 92ZM201 90V92H199ZM216 90V91H215ZM248 90V91H247ZM256 90V91H255ZM213 91H215V92H213ZM222 91V92H221ZM168 92H170L171 94H173V92L170 90V91H167L166 90V94L168 93ZM213 92V93H212ZM258 93V94H257ZM171 94H169L168 93V95L167 96H170L169 97V99H171V101L169 100L167 103H169V104H171V106L170 107H172L174 104L173 103H177V100H180L182 97H184V99L185 98H187V99H189L188 97V95H186V96H188V97H186V96H182L181 94L179 95H176V98H175V96L174 97H172L171 96ZM224 94V95H223ZM162 95V96H161ZM160 95V97H164L165 96V93L164 92H162V94ZM164 95V96H163ZM206 97H205V96ZM181 96V97H180ZM166 97V96H165ZM200 99H198V98ZM213 98V100H212V98ZM88 98H90V99H88ZM87 99H88V102H89V106L88 107H85V108H83V109H81V111L79 110L77 113H76V115L77 114H79V115H77V116H75V115H73V116H75V118H73V120L71 119L72 117L70 116V117H68L67 118V121L66 122H59L60 124H62V125H60V126H57V125H59V123H57L55 126L53 125V127L51 128V127H49L48 125H49V123H48V120L46 119V118H41V120H40V118H39V121H41V123L39 122V121H37V122H39L40 124H41V127L40 126H38V124L36 125V123H32L33 124V126L31 127V126H26V127H24V131L22 130L21 132H19V133H17L18 135L19 134H22V133H25V134H22L23 135V139H22V137H21V140H19V143H18V141H16L17 142V144L14 146V147H12V148H15V150H12V151H10V149H12V148H10L9 147V150H7L8 149V146H4V148H5V150H4V152H0L1 153V156L2 155H4V156H2V157H0V160H1V158H2V160L0 161L1 162V164H0V167L2 166V168H0V192H5L6 194H7V192L6 191H8V187H9V185H14V183L16 182V184L15 185H17L18 183L20 184L19 186H21V190H19V189H14V190H16V192H17V190H18V192H21V194L23 195V196H27L28 194L27 193H29L30 192V188L31 189H35V188H32V187H34V186H36V189L38 190V189H41V190H44L43 188H45L44 186H48V184H50L48 187L46 186V188L49 190H51L52 192H53V194H55L56 192H58L57 194L59 195V196H62L61 194H63V193H61L60 194V192L59 191H62L63 189L62 188H64V190L66 191L67 189H69V192H70V194L68 193V190L66 191L67 193H68V195H67V193H66V197H64V195L61 197L62 199H64V201H66V202H68V200L71 202V204L73 203V202H76V201H79V202H83V201H85L86 199H87V197L88 196H86V195H84L82 192V190L83 189H81V188H84V187H87L86 185H88V186H90L88 189H90L91 188V190L93 191V193H94V195L96 194H99L100 196H103L104 195V197H109V196H116V195H119V194H121V195H126V194H140V193H142L141 191L139 192V190H141V189H139V188H142L143 187V182H142V179H141V177H139V180L140 181H138V180H134V182H132L133 180H129V179H125L126 177L124 176H122L123 175V173H121V174H119V176H122V178H119V176L117 177V178H113V180L114 181H112V176L113 175H108V173H110L111 171V173H113L114 171L116 172V170H117V168L120 170V169H122L123 170V166L125 167V162L127 163V159H129L130 158V155H129V153H131L130 152V150H131V148H129V150L127 149L126 150V153H124L125 155L128 153V155H127V157L126 156H124L123 157V159L120 157L119 159V161L120 162H118V160H114L115 158H116V156H115V154H114V148H112V146H114V144H116L117 142L119 143L120 141H118L117 139L115 140V138L117 137V129H118V125H120V124H122V122L125 124V122H126V120L129 118V115H128V113H129V111L131 110L132 111V113H137L139 110L138 109H133L132 107H136V105H134V106H130V104H129V102H126L125 100H122L121 98H111V96H109V95H106V96H104V98H100V100H94L93 98H91V97H88ZM106 98H108V101L106 100ZM111 100H110V99ZM168 98V97H167ZM167 98H164L163 99V103L165 104L166 102L164 101V100H168ZM174 98V99H173ZM91 99H93V101L91 100ZM176 99V100H175ZM183 99V98H182ZM181 99V100H182ZM91 100V101H90ZM173 100H175V102L173 101ZM199 100V101H198ZM203 100V102H200V101H202ZM218 100H219V102H218ZM96 101H98V102H96ZM102 101H104V102H102ZM111 101V102H110ZM116 101V102H115ZM123 101V102H122ZM183 102H185L184 100H182ZM227 101V102H226ZM1 103H0V118H3L4 116L3 115H5V111H6V107L8 106V105H10V104H12V102H13V100H12V98H11V101H10V99L8 100V99H5V100H1L0 101ZM7 102V103H6ZM100 102V103H99ZM101 102H102V104H101ZM179 102H181V101H178V103ZM187 102V101H186ZM199 102V103H198ZM206 104H205V103ZM207 102H209L210 104H208L207 105ZM214 104H213V103ZM91 103V104H90ZM112 105H111V104ZM122 103L124 104L125 103V105L123 106L122 105ZM166 103V104H167ZM175 103V106L177 105ZM182 103V102H181ZM197 103V104H196ZM205 105H204V104ZM251 103V104H250ZM101 104V105H100ZM113 104H114V106H113ZM165 104V105H166ZM169 104H168V107H169ZM200 104V105H199ZM6 105V106H5ZM93 105V106H92ZM129 105V106H128ZM216 105V106H215ZM221 105V106H220ZM226 105V106H225ZM102 106V107H101ZM122 106H123V108H122ZM212 106V107H211ZM223 106V107H222ZM99 107V108H98ZM101 107V108H100ZM112 107V109H110V108ZM116 107H117V109H116ZM131 107V108H130ZM138 107V106H137ZM3 108V109H2ZM87 108V109H86ZM105 108V109H104ZM106 108H109L108 110L106 109ZM130 108V109H129ZM212 108H214V109H212ZM124 111H123V110ZM129 109V110H128ZM135 110V111H133V110ZM198 109V110H199ZM218 111H217V110ZM221 109V110H220ZM224 109V110H223ZM86 110V111H85ZM105 110V111H104ZM116 110V111H115ZM121 110V111H120ZM215 110H216V112H215ZM96 112V113H95ZM217 112H218V114H217ZM117 113V114H116ZM119 113V114H118ZM122 113V114H121ZM84 114V115H83ZM116 114V115H115ZM200 114V113H199ZM221 114V115H220ZM224 114V115H223ZM256 114V115H255ZM92 115V116H91ZM119 115V116H118ZM122 116V118H121V116ZM140 114H139V112L137 113V117L139 116ZM203 115L204 114H200V116L199 117H197V115L196 116H194L195 118H192L194 121H197L198 120V118L201 120H203ZM263 115V116H262ZM3 116V117H2ZM97 116V117H96ZM125 116V117H124ZM226 116V117H225ZM240 116V117H239ZM257 118H260V119H257ZM83 117V118H82ZM109 117V118H108ZM200 117H203V118H200ZM232 117V118H231ZM233 117H235V118H237V119H235V118H233ZM250 117H254L256 120H258L259 122H262L263 123V125L262 124H260L258 121H252L251 119L252 118H250ZM125 118H127V119H125ZM226 118V119H225ZM247 118V119H246ZM253 118V119H254ZM44 121H43V120ZM191 119V120H192ZM249 119V120H248ZM254 119V120H255ZM121 120V121H120ZM125 120V121H124ZM243 120H244V122H243ZM70 121H72V122H70ZM85 121V122H84ZM193 121V122H194ZM231 121V122H230ZM234 121V123L235 124H232V122ZM258 122L256 125H258V126H255V124L253 125V124H249V123H251V122ZM44 124H43V123ZM47 122V123H46ZM80 122V123H79ZM121 122V123H120ZM240 122H242V124L240 123ZM73 123V124H72ZM182 124H183V122H181ZM180 123V125H182ZM237 123V124H238ZM39 124V125H40ZM240 124L241 125H243L244 124V126L242 127V126H240ZM45 125V126H44ZM248 125H250L251 127H249L248 126V129H245L244 130V128H247V126ZM252 125L254 126L253 128H252ZM48 126V127H47ZM65 126V127H64ZM83 126V127H82ZM87 126V127H86ZM229 126V125H228ZM235 126V127H236ZM27 127H31L30 129L32 130V132H31V130L29 129V128H27ZM34 127V128H33ZM37 127V128H36ZM43 127V128H42ZM230 128V127H229ZM234 128V129H233ZM239 128V129H238ZM240 128H241V130H240ZM254 128H257V129H259V131H257V129H254ZM88 129H90V130H88ZM251 129H253L254 131H252ZM29 130H30V132H29ZM36 130V131H35ZM47 130V131H46ZM238 130L239 131H243V133L241 134V132H239L238 133ZM246 130H248V131H246ZM252 132H250V131ZM255 130H256V132H255ZM237 132V133H236ZM244 132H245V134H246V132H250L249 134L247 133V135H244ZM254 132V133H253ZM33 133H35V134H33ZM92 133H94V134H92ZM37 134V135H36ZM91 134V135H90ZM109 134H111V135H109ZM158 133H154V135L152 134H150L149 135V138L151 137V136H155V135H157ZM28 135H30L31 137H29ZM52 135V136H51ZM243 135V136H242ZM248 135L250 136V137H248ZM24 136H27V137H24ZM82 136V137H81ZM94 136V137H93ZM108 136H110V137H108ZM252 136V137H251ZM35 137V138H34ZM156 137H161V138H156ZM156 137H152L153 138V140L152 141H154L155 142V144H154V142H153V146H155V145H157L158 146V144H161V142H164V140H160V139H164V138H162V136H161V134H158ZM179 139H182V140H179V139H176L175 140V143H178V142H182V141H184L185 140V138H187L186 136H177ZM250 139L249 141H250V143H256V144H251V145H253L254 147H252L253 148V150L252 151H250L252 148L251 147H248L249 145H250V143L248 142V138ZM254 137V138H253ZM97 138H99V139H97ZM101 138V139H100ZM111 138H113V139H111ZM195 138H198L197 136L195 137ZM253 138V139H252ZM257 138V140L255 141L254 139H256ZM31 139V140H30ZM54 139V140H53ZM155 139V140H154ZM251 139H252V141H251ZM231 139H229L228 141H230ZM32 143H31V142ZM47 141V142H46ZM70 141V142H69ZM112 141V142H111ZM160 141V142H159ZM234 141V142H233ZM238 141V140H237ZM254 141V142H253ZM29 142V143H28ZM41 142V143H40ZM54 142V143H53ZM68 142V143H67ZM102 142H106L105 144L104 143H102ZM108 142H111V144L109 143L108 144ZM35 143V144H34ZM47 143V144H46ZM57 143V144H56ZM86 143V144H85ZM97 143V144H96ZM144 144L143 145H145L146 144V140L143 142ZM183 143V142H182ZM37 144V145H36ZM64 144H66V145H64ZM91 144H93V145H91ZM229 144V146H232V145H230ZM249 144V145H248ZM36 145V146H35ZM98 145V146H97ZM101 145V146H100ZM116 145H118V144H116ZM250 145V146H251ZM25 146V147H24ZM45 146V147H44ZM84 146H86L87 148H89V149H92L91 151L93 152V155L95 154V156L94 157H92V155H91V157L92 158H89V159H91L92 161H93V158L94 159H98V160H94V161H96V163L94 162L93 164H95V165H93L92 164V166L91 167H86L85 166V164H84V166H83V164H82V161H84V160H81V159H83L80 155L81 154H83V148L82 147H84ZM94 146H96V147H94ZM119 146V145H118ZM233 146H235L234 144H233ZM232 146V147H233ZM18 147V148H17ZM29 147V148H28ZM66 147L69 149V148H74L75 149V152H76V157L75 158H71L70 160H68L69 158L65 155V153H63V155L64 156H62V152H65L66 151ZM91 147V148H90ZM99 147V148H98ZM120 147V146H119ZM164 147V148H163ZM59 148V149H58ZM106 148V149H105ZM109 148V149H108ZM161 148V149H160ZM167 147H165V146H160L158 149H160V150H162L160 153H153L154 155H152V157H155V156H158L159 155V157H162V152H164L165 150H167L166 149ZM262 148V147H261ZM260 147L258 148V150L259 149H261ZM67 149V150H68ZM120 149H122V148H120ZM172 149V148H171ZM256 149L254 150L255 152L254 153H256V152H263V151H256ZM262 149H264V148H262ZM261 149V150H262ZM53 150V151H52ZM65 150V151H64ZM106 150V151H105ZM111 150V151H110ZM8 153H7V152ZM38 151V152H37ZM94 151H96V152H94ZM104 151V152H103ZM129 151V152H128ZM168 151H170V150H168ZM15 154H14V153ZM30 152H32L31 154H29ZM48 152H51L50 154H49V157H47L48 156ZM55 152V153H54ZM110 152L112 153L111 154V156H110ZM246 152V153H247ZM3 153V154H2ZM4 153H6V154H4ZM45 153L47 154V156L45 155ZM52 153H53V155H52ZM246 153H245V155H246ZM253 153V152H252ZM10 154V155H9ZM57 154V155H56ZM59 154H60V156H59ZM100 154V155H99ZM164 154V153H163ZM258 156L260 155V156H262V153L261 154H258V153H256ZM6 155V156H5ZM12 155H13V157H12ZM43 155V156H42ZM45 155V156H44ZM50 155H51V158H53V161H51L52 159L50 158ZM56 155V156H55ZM99 155V156H98ZM244 155V154H243ZM32 156H33V158H32ZM65 156H66V159L64 160V161H66V162H61V161H63V157L65 158ZM103 156V157H102ZM148 156H150V155H148ZM259 156V157H260ZM4 157V158H3ZM20 159H19V158ZM43 157H45V158H43ZM57 157V160L55 159V158ZM61 157V158H60ZM96 157H98V158H96ZM105 157V158H104ZM10 160H8V159ZM11 158V159H10ZM24 158H26V159H24ZM42 158H43V160H42ZM68 158V159H67ZM100 158L103 160H100ZM17 159V160H16ZM49 160L48 162H50V163H52V162H54V163H52L53 165H48V167L49 168H53V166H54V164H60V165H62L63 163V165L61 166V168H59V169H62V171L61 170H58L59 172L61 171V173L59 174L58 173V171L56 170V173H55V171H54V173H52V174H46V176L44 175L43 177H42V183H41V178H37L36 176H35V174H33V172H34V170L33 169H35L34 167H35V165H37V164H35V163H40L41 161V163H43V161L45 162V160ZM75 159V160H74ZM77 159H79V160H77ZM117 159V158H116ZM122 159V160H121ZM126 159V160H125ZM172 159V158H171ZM16 160V161H15ZM23 160V161H22ZM28 160V161H27ZM35 160H36V162H35ZM40 160V161H39ZM56 160V161H55ZM68 160V161H67ZM100 160V162L101 163H99L98 161ZM163 161H165L164 159H162ZM161 160V161H162ZM174 159H172V161H173ZM60 161V162H59ZM71 161V162H70ZM75 161V162H74ZM114 161H115V163H117V164H115L114 163ZM117 161V162H116ZM124 161V162H123ZM9 162V163H8ZM19 162V163H18ZM47 161L45 162V163H48ZM111 162H113L115 165H116V167L115 166H113L112 165V163ZM35 164V165H32V164ZM40 163V164H41ZM62 163V164H61ZM70 163V164H69ZM73 163V164H72ZM86 163V162H85ZM109 163V164H108ZM120 163H121V165H122V168H121V165H120ZM163 163V162H162ZM205 163V162H204ZM82 164V165H81ZM98 164H100V165H102V166H104V167H106L107 165H109V167L107 166L106 168H104V167H102V166H100V165H98ZM105 164H106V166H105ZM16 165V166H15ZM29 166V167H27V166ZM71 166V168H70V166ZM120 165V166H119ZM31 166V167H30ZM38 166V165H37ZM74 166H76V167H74ZM81 166V167H80ZM113 166V167H112ZM10 167V168H9ZM69 167V168H68ZM86 167V168H85ZM95 168L94 170L92 169V168ZM99 167V168H98ZM110 167H112L114 170H112V169H110ZM116 169H115V168ZM24 168H26V169H24ZM31 168V169H30ZM39 168V167H38ZM48 168V169H49ZM68 168V169H67ZM78 168H80V169H78ZM87 168L89 169L88 170V172H87ZM97 168L98 169H101V168H103L104 169V171H108V173L107 174H105V175H107L108 176V178H107V176H103V177H105V178H102L101 177V179H100V176H98L97 178H96V176L97 175H93V179L91 178L92 176V173H95V171L97 170ZM41 169V168H40ZM73 169V170H72ZM90 169H92V170H90ZM4 170H5V172H4ZM7 170V171H6ZM69 170L71 171V172H69ZM84 170H86V171H84ZM111 170V171H110ZM9 171V172H8ZM11 171H13V172H11ZM28 171H30V172H28ZM64 171V172H63ZM75 171H77V172H75ZM90 171V172H89ZM92 171V172H91ZM110 171V172H109ZM7 172V173H6ZM25 172V173H24ZM69 173V174H68ZM72 173V174H71ZM74 173V174H73ZM76 173V174H75ZM83 173V174H82ZM90 173V176L88 175V174ZM117 173V172H116ZM119 173V172H118ZM4 174H6L5 176H8L7 178L4 176ZM12 174V175H11ZM68 174V175H67ZM23 175V176H22ZM33 175V176H32ZM49 175V177H47ZM56 175V176H55ZM59 175V176H58ZM62 175V176H61ZM86 175H88V177H86ZM4 176V177H3ZM11 176V177H10ZM19 176V177H18ZM22 176V177H21ZM88 179V182H86L87 180H86V178ZM24 177V178H23ZM28 177V178H27ZM32 177V178H31ZM46 177V178H45ZM66 177H67V179H66ZM72 177V178H71ZM75 179H74V178ZM85 178V180L83 181V179ZM4 178V179H3ZM13 178H15V179H13ZM18 178V179H17ZM30 178V179H29ZM65 178V179H64ZM99 178V179H98ZM123 178L127 181L126 183H124L125 181L123 180ZM13 179V180H12ZM30 180V182H29V180ZM33 179V180H32ZM46 179V180H45ZM53 179H54V181H53ZM91 179H92V181H91ZM105 179V180H104ZM111 179V180H110ZM32 180V181H31ZM51 180V181H50ZM64 180V181H63ZM68 180H71L70 181V183H69V181ZM90 180V181H89ZM100 180H101V182H100ZM107 180V181H106ZM109 180V181H108ZM119 180V181H118ZM123 180V181H122ZM12 181V182H11ZM13 181H15L14 183H13ZM19 181V182H18ZM25 181L27 182L28 181V183H25ZM39 181V182H38ZM46 181V182H45ZM50 181V182H49ZM60 181V182H59ZM80 181V182H79ZM99 181V182H98ZM131 181V183H129ZM136 181V182H135ZM137 181H138V183H137ZM260 181V180H259ZM259 181H257V183L259 184ZM18 182V183H17ZM37 183L36 185L35 184H33V183ZM59 182V183H58ZM68 182V183H67ZM79 182V183H78ZM83 182V183H82ZM86 184H85V183ZM105 182V183H104ZM139 182H142V183H139ZM8 183V184H7ZM11 183V184H10ZM41 183V184H40ZM44 183V184H43ZM47 183V184H46ZM63 185H62V184ZM76 183V184H75ZM100 183V184H99ZM124 183V184H123ZM136 183V184H135ZM154 183V182H153ZM263 183H264V181H261L260 182V184L261 185H263ZM26 184H32L31 186L29 185V187L26 185ZM65 184V185H64ZM74 184V186H72ZM103 184H105V185H103ZM133 184V185H132ZM138 184H140L139 185V187L137 186ZM259 184V185H260ZM4 185V186H3ZM34 185V186H33ZM42 186V187H38V186ZM44 185V186H43ZM79 187H78V186ZM83 185H84V187H83ZM114 185V186H113ZM127 185V186H126ZM135 185V186H134ZM19 186L17 187V188H19ZM23 186H26V188L25 187H23ZM57 186H59V187H57ZM63 186H65V187H67V189H65V187H63ZM75 186H77L78 187V190H77V187L75 188ZM80 186H81V188H80ZM111 186V187H110ZM1 187H3V188H1ZM6 187V188H5ZM28 187V188H27ZM53 188V189H51V188ZM71 188V190H70V188ZM45 188V189H46ZM58 188H60L58 191H57V189ZM98 188V189H97ZM112 188V189H111ZM3 189V190H2ZM24 189H26V190H24ZM29 189V190H28ZM47 189H46V191H47ZM55 189V190H54ZM62 189V190H61ZM73 189V190H72ZM132 189H134V190H132ZM6 190V191H5ZM29 191V192H27L26 193V191ZM77 190V191H76ZM79 190H80V193H79ZM96 190V191H95ZM32 191H34V190H32ZM36 191V190H35ZM35 191L33 192V193H35ZM39 191L40 190H38V193H39ZM51 191H47L46 193H51ZM56 191V192H55ZM65 191H63L64 193H65ZM74 191V192H73ZM118 191V192H117ZM142 191H143V188H142ZM10 192L11 191H9L8 192V195H4L5 197L6 196H8V197H6L5 199L3 198H1L0 199V205H2V209H4V207H5V209H9L10 207H9V204H10V202L8 201L9 200V194H10ZM17 192V193H18ZM23 192V193H22ZM26 194H25V193ZM41 192V191H40ZM43 192H45V190L44 191H42L41 193H37V191H36V193L40 196V194H42ZM78 192V193H77ZM31 193V192H30ZM29 193V194H30ZM74 193H75V196L77 197V195H78V197H77V199H76V197H73L74 196ZM77 193V194H76ZM107 193V194H106ZM110 193V194H109ZM118 193V194H117ZM20 194V193H19ZM20 194V195H21ZM37 194H35L34 196L36 197L37 196ZM56 194V195H57ZM105 194H106V196H105ZM113 194V195H112ZM31 195V194H30ZM39 196H37V197H39ZM42 196V195H41ZM41 196H40V198H41ZM59 196H58V200H60V202L62 201V199L61 198H59ZM71 196H72V198H71ZM27 197H29V195L27 196ZM31 197H32V195H31ZM31 197H29L31 200H32V202H33V199H35V197L34 198H31ZM36 197V198H37ZM64 197V198H63ZM70 198V199H69ZM80 198H81V200H80ZM10 199H12V198H10ZM37 199H39V198H37ZM75 199V200H74ZM72 200V201H71ZM35 201V200H34ZM37 202H38V200H36ZM36 201H35V205L37 204L36 203ZM3 202V203H2ZM63 202V201H62ZM9 203V204H8ZM34 204L31 206L32 207V210L33 211H35L34 209L36 208H33V206H34ZM38 206H37V208H36V210H40V207L39 206H42V204H40V202H38ZM3 205H4V207H3ZM11 205V204H10ZM45 204L43 203V206H44ZM42 206V207H43ZM30 207V208H31ZM39 207V208H38ZM44 207H46V206H44ZM44 207H43V209H44ZM17 208V207H16ZM29 208V207H28ZM27 208V209H28ZM29 208V209H30ZM47 208V207H46ZM11 210H10V216L12 217L11 218V220H14L15 222H17L16 221V219H17V214L13 211L14 210V208L12 209V206H11V208H10ZM17 209H19V208H17ZM29 209L27 210V212H28V214H29V216L28 217H30L31 216V212L29 211ZM31 210V211H32ZM261 210H263L264 211V206L262 207V209ZM24 213H25V211H24ZM24 213H22L21 212V214H24ZM15 214V215H14ZM25 214H27V213H25ZM27 214V215H28ZM16 216V217H15ZM14 217V218H13ZM21 218H22V220H23V218H27V216L25 215H22L21 216ZM31 218V217H30ZM23 220L22 221V223L24 224L25 222H27L28 221V219L29 218H27L26 220ZM30 220V219H29ZM170 225H172L173 226V224L171 223V222H168ZM33 225L32 223H28V227H29V225ZM11 225V226H10ZM168 225V224H167ZM169 225V226H170ZM171 226V227H172ZM13 227V228H12ZM3 228V229H2ZM18 226H16V225H14V224H7V227H6V225L4 226H2L1 228H0V230H1V232H0V264H41V260L42 259H45V254H47V253H49L48 254V256L46 257V258H48L49 260V263H47V264H85L86 262H88V261H92V262H94V264H103L104 262H105V264H115V261L113 262V260H116L117 259V257H113V255L112 254H108V256H107V254L105 253V252H100V253H98V254H96V255H94V254H91L90 256L88 255V254H90V253H92V252H90L89 250H88V248H87V246H86V244H85V242H81V241H83L84 239H79V238H77L76 236H78V234L79 233H77V231L76 232H73L74 233V235H72V234H68L69 235V237L68 236H65L64 234H63V230H60V229H58V231L57 230H52L51 229V227L50 226H48V227H45V230L44 229H41V231L39 232L38 230H36V229H34L33 228V226H32V228L34 229H32L31 228V231H26L25 232V230H23L22 228H19ZM20 229H22V230H20ZM36 230V231H35ZM44 230V231H43ZM51 230V231H50ZM104 230V229H103ZM102 230V231H103ZM259 230V231H258ZM258 230H256V234H258L257 236H263L264 235V233H262V229H258ZM2 231H4V232H2ZM9 231V232H8ZM20 231V233H17V232H19ZM22 231V232H21ZM112 231H114V230H112ZM30 232V233H29ZM32 232V233H31ZM34 232V233H33ZM115 232H117V229L114 231V233ZM261 232V233H260ZM5 233V234H4ZM7 233V234H6ZM11 233V234H10ZM27 233V234H26ZM55 233V234H54ZM62 235H61V234ZM76 233H77V235H76ZM111 233H113V232H111ZM2 234L4 235V236H2ZM25 234V235H24ZM59 236H58V235ZM117 234V233H116ZM11 235H13V236H11ZM2 236V237H1ZM26 236H28V237H26ZM64 237V238H63ZM71 237V238H70ZM5 240H4V239ZM26 238V239H25ZM31 238V239H30ZM205 238H207L206 236H205ZM17 239V240H16ZM22 239V240H21ZM205 240L203 237H201V239L199 238L198 240ZM4 240V241H3ZM80 240V241H79ZM197 240V241H198ZM203 240L202 241H198V242H201V243H203L204 244V242H203ZM258 240H260V239H258ZM42 241V242H41ZM206 241H207V243H206ZM206 241H205V243H206V246L204 247V249L206 248L207 249V251H205V253H207L209 250H210V247L208 248V246L210 245V242L209 241H211L210 239L209 240H207L206 239ZM5 242V243H4ZM22 242V243H21ZM178 243H176L175 241H173L172 243L174 244H170L169 243V245H166L167 247H166V250H169L170 248L172 249V252H174L175 250H179L178 252H182L183 250H181L180 251V248H179V246L180 247H182V245L179 243V241H177ZM209 242V243H208ZM260 243H261V241H259ZM12 243V244H11ZM31 243V244H30ZM37 243H40L39 245L37 244ZM65 243V244H64ZM68 243L70 244V245H68ZM82 243V244H81ZM201 243H199V244H193V246H198V248L201 250L202 248H203V244H201ZM246 242H244V243H242V247L243 248H245V246H246V248L248 247V248H250V250L252 249L253 251L255 250H259V251H262V249L264 250V243L262 244L261 243V245H260V243L258 244V242H257V240L256 241H254L253 242V245L252 244H245ZM34 244H36V245H34ZM42 244V245H41ZM76 245V247H75V245ZM85 246H84V245ZM208 244V245H207ZM256 244H258V245H256ZM27 245H29V248H28V246ZM60 245V246H59ZM83 245V246H82ZM205 245V244H204ZM240 245H241V243H240ZM248 245H251V246H248ZM22 246V247H21ZM79 248H78V247ZM132 247V245L130 246V245H126L124 248H126V249H124V250H127V247ZM168 246H178V247H168ZM211 246V245H210ZM81 247V248H80ZM128 247V248H129ZM190 247V246H189ZM4 248V249H3ZM19 248V249H18ZM28 248V249H27ZM41 248V249H40ZM46 248H47V250L49 251V252H47V250H46ZM52 248V249H51ZM87 249V251L85 250V249ZM168 248V249H167ZM177 248V249H176ZM197 248V247H196ZM195 247H190V249H188V251L189 252H192V249L193 250H195L196 249ZM261 248V249H260ZM40 249V250H39ZM77 249V250H76ZM82 249H84V253H83V250ZM171 249L169 250L170 252H169V254L171 253ZM175 249V250H174ZM198 249V250H199ZM209 249V250H208ZM9 250V251H8ZM21 250V251H20ZM38 250V251H37ZM42 250V251H41ZM54 250V251H53ZM121 250H123V249H121ZM129 250V249H128ZM127 250V251H128ZM165 250V251H166ZM191 250V251H190ZM30 251V252H29ZM127 251H123V252H127ZM177 251H175L174 253L175 254H177L178 252ZM40 252V253H39ZM45 252H47V253H45ZM67 252H69V253H67ZM78 252V253H77ZM82 252V253H81ZM86 252V253H85ZM90 252V253H89ZM10 255H9V254ZM42 253V254H41ZM45 253V254H44ZM73 253V254H72ZM77 253V254H79L78 256H77V254L75 255V254ZM104 254V255H101V254ZM174 253H172V254H170L171 256L172 255H175ZM44 254V255H43ZM60 254V255H59ZM100 254V255H99ZM106 254V255H105ZM181 254H183V255H181ZM179 253V257H182V256H185L184 254H185V252H183V253ZM42 257H41V256ZM110 255H112V256H110ZM181 255V256H180ZM202 255V254H201ZM72 256V257H71ZM84 256V257H83ZM90 258H88V257ZM92 256V257H91ZM106 258H105V257ZM161 256V255H160ZM159 256V257H160ZM176 257H178V255H175ZM175 256H173V257H175ZM199 256V255H198ZM16 257V258H15ZM86 257V258H85ZM102 257H103V259H102ZM165 257H166V259H165ZM169 255H168V257H167V254H166V256H162L161 258H153L155 261H154V263H152L153 261H151V260H149V264H155V262H156V264L158 263V262H160V263H162L161 262V260L162 261H165V260H168L169 259ZM192 257V256H191ZM37 258V259H36ZM39 258V259H38ZM88 258V259H87ZM110 258V259H109ZM113 258V259H112ZM165 260H164V259ZM172 258V257H171ZM171 258L169 259V261L171 260ZM8 259V260H7ZM66 261H65V260ZM105 259V260H104ZM160 261H159V260ZM11 260V261H10ZM17 260V261H16ZM36 260H37V262H36ZM38 260H39V263H38ZM77 260V261H76ZM88 260V261H87ZM94 260V261H93ZM104 262H103V261ZM61 261H63V262H61ZM65 261V262H64ZM103 263H102V262ZM173 261V260H172ZM56 262V263H55ZM58 262V263H57ZM46 263V262H45ZM165 263V262H164ZM86 264H89V262L88 263H86ZM159 264V263H158Z\"/></svg>","mask_w":264,"mask_h":264}]
</instances>
